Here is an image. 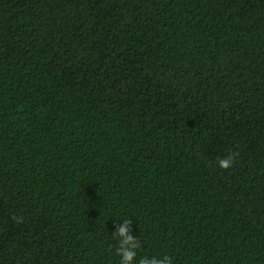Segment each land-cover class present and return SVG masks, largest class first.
Segmentation results:
<instances>
[{"label": "trees", "instance_id": "16d2710c", "mask_svg": "<svg viewBox=\"0 0 264 264\" xmlns=\"http://www.w3.org/2000/svg\"><path fill=\"white\" fill-rule=\"evenodd\" d=\"M124 218L264 264V0H0V264H119Z\"/></svg>", "mask_w": 264, "mask_h": 264}, {"label": "clouds", "instance_id": "9594fccd", "mask_svg": "<svg viewBox=\"0 0 264 264\" xmlns=\"http://www.w3.org/2000/svg\"><path fill=\"white\" fill-rule=\"evenodd\" d=\"M237 155H239V153H233L227 157L220 158L218 160L219 166L222 169L230 168L233 166ZM130 224L131 219L124 218L123 224L118 226V230L113 234V237L118 243L116 254L120 257L119 264H136L137 250L141 246L140 240L130 234ZM138 264H172V258L168 255H164L160 258L145 256L138 261Z\"/></svg>", "mask_w": 264, "mask_h": 264}]
</instances>
